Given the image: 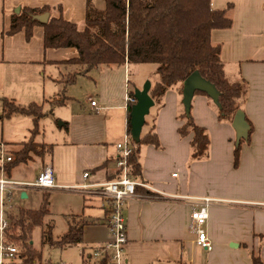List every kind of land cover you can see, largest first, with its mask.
<instances>
[{
	"label": "crops",
	"instance_id": "crops-1",
	"mask_svg": "<svg viewBox=\"0 0 264 264\" xmlns=\"http://www.w3.org/2000/svg\"><path fill=\"white\" fill-rule=\"evenodd\" d=\"M94 1L98 8H104L100 0ZM44 5L53 7L55 15L61 7L65 19L79 29L85 26L87 0H0V144L18 149L34 126L33 117L27 114L2 117V97L20 105L35 102L43 106L46 114L39 122L40 133L35 140L52 144V156L27 163L34 165V170L29 168L32 176L21 169L27 165L23 164L7 177L29 181L45 165H51L57 188L21 190L18 196L27 201L30 191L49 192L50 212L57 201L55 194L65 195L59 203L63 211L86 221L84 239L78 246L82 251L93 250L113 239L106 220L108 202L96 192L69 187L118 177L116 144L124 139L129 126L127 95L142 89L147 80L153 84L157 77L151 71L136 82L130 75L132 64L105 65L88 75H78L68 86L67 103L52 106L51 100L62 89V78L78 70L76 65L63 62L77 57L78 52L73 47L45 48L42 25L34 27L30 38L25 31L8 33L17 8ZM228 5L232 25L213 29L211 40L221 46L227 76L231 80L242 78L249 84L244 111L253 124L251 140L243 143L239 164L234 166L235 129L218 119L208 96L195 94L192 113L195 121L207 129L210 147L207 158L191 160L192 134L181 137L178 132L183 124L178 118L182 95L178 87L169 89L146 116L149 125H155L161 146L149 144L141 150V181L152 189L140 186L137 195L126 203L128 241L123 250L124 264H254L252 254L264 263V0H212L215 9ZM82 78L90 82V91L79 99L72 86ZM92 99L96 106L91 105ZM75 100L80 104L71 105ZM41 126H48L53 138L43 136L39 140ZM85 172H89L88 177H84ZM71 196L80 197V203ZM204 198L210 199L207 205ZM15 203V197L7 203L8 212L26 208H15ZM95 207L101 211L97 213ZM200 207L208 213L202 229L212 244L210 250L197 243L192 212Z\"/></svg>",
	"mask_w": 264,
	"mask_h": 264
},
{
	"label": "trees",
	"instance_id": "trees-1",
	"mask_svg": "<svg viewBox=\"0 0 264 264\" xmlns=\"http://www.w3.org/2000/svg\"><path fill=\"white\" fill-rule=\"evenodd\" d=\"M104 8H98L94 0H87L86 20L83 29L64 18L62 8L59 15L53 13V7L22 6L12 16L9 34L25 31L30 38L36 25L44 27L45 48L73 47L78 56L63 63L76 65L77 71L69 72L62 78L61 91L51 100L52 106L65 105L69 100L67 87L75 82L78 75H88L90 71L102 66H121L128 64L153 63L157 65V79L151 86L150 95L154 102L174 87L184 95V82L193 72L209 81L218 91L217 116L220 121L233 122L238 111L243 112L248 124L246 136L235 140L234 166H238L243 143L251 140L253 124L244 111L249 93V84L244 79L231 80L222 60L221 46L213 44L211 33L216 28H228L232 19L227 16L229 5L225 9H215L212 0H103ZM49 12L47 22L35 18L38 14ZM133 95L134 93L131 92ZM195 94L206 95L204 90L197 89ZM194 94V95H195ZM3 115L8 117L15 113L33 117L34 126L30 137L21 142L18 149H7L12 159L5 164V174L10 176L11 170L27 164L35 158L46 160L53 154V145L35 140L40 133L39 122L45 116L41 104L31 102L20 105L14 100L2 97ZM133 104H129V126L131 132L130 112ZM183 105V101H182ZM183 124L178 128L181 137L192 134L190 141L191 160L205 159L209 155L210 136L204 126L199 125L192 113V104L187 111L184 106L178 114ZM149 122L146 120V127ZM131 134V133H130ZM132 153L129 156L130 175L136 180H143L141 150L144 145L161 146L155 125L142 130L141 137H131ZM141 189L140 186L137 190ZM50 193H43L38 208H19L17 214L7 212L9 226L5 230L6 243L19 247V257L15 264H52L44 259L42 250L32 242L36 226L41 225L49 214ZM83 219H72L68 230L58 239L53 237L52 226L42 230V243L51 247L65 248L83 242ZM93 250L82 251L83 264H90L94 258ZM254 264H264L258 255L252 254ZM95 264H111L109 256L104 253Z\"/></svg>",
	"mask_w": 264,
	"mask_h": 264
},
{
	"label": "built area",
	"instance_id": "built-area-1",
	"mask_svg": "<svg viewBox=\"0 0 264 264\" xmlns=\"http://www.w3.org/2000/svg\"><path fill=\"white\" fill-rule=\"evenodd\" d=\"M128 104L136 103L137 99L134 95H127ZM91 105L96 106L97 102L91 100ZM119 155L117 158L118 177L102 183H85L76 187L81 191L96 192L104 197L108 202L107 225L112 234V241L104 246L93 251V257L99 259L104 253L109 256L111 264H124L123 250L128 241L127 223L125 217V206L128 200L137 195V187L142 186L152 189L151 185L141 180H136L130 175L129 156L132 153L131 134L128 132L124 139L116 144ZM12 159V156L7 153L4 144H0V170L3 176L0 177V264H15L19 257V247L14 244H7L5 240V230L9 226V221L6 217L8 209L7 203L12 202V192L29 190V189H55L58 187L56 183L53 167L49 164L45 165L41 172L37 175L34 181H19L7 177L5 175V164ZM89 172L84 173V177H88ZM8 196L5 197V194ZM207 205L210 202L209 198L202 199ZM208 217L205 207L196 208L192 212V220L194 228L197 232V243L201 247L210 250L212 244L208 239L207 233L202 229Z\"/></svg>",
	"mask_w": 264,
	"mask_h": 264
},
{
	"label": "rangeland",
	"instance_id": "rangeland-1",
	"mask_svg": "<svg viewBox=\"0 0 264 264\" xmlns=\"http://www.w3.org/2000/svg\"><path fill=\"white\" fill-rule=\"evenodd\" d=\"M99 2L103 7L104 1L100 0ZM156 67H157V65L153 64V63L132 64L130 67V69H131L130 75L133 78V81L135 80L137 82L145 74L151 73V71H154L153 75H154V78H156L157 77V73H155ZM81 81L82 82H77L74 86H72V90L75 92V94H77L79 99H81L82 96H84V94L86 92L90 91L89 84H87L90 82H86V80H84V79ZM67 94H70V92H68V87H67ZM210 99H211L210 100L211 105L214 107V110L215 109L217 110V106H218L217 101L211 97H210ZM182 101H183V99H182ZM81 103H82V101H81ZM79 104H80V102L78 100H75L74 102H72L71 105H79ZM183 106H184V108L186 107L185 103H183ZM0 111H1V105H0ZM60 122L61 121L59 120L58 124H60ZM227 122L234 128V126L231 122H229V121H227ZM44 127L41 126L42 134L40 135V137L38 139L40 140L41 137H43V136H46L45 138H48V139L53 138V135H52L49 127L48 126L45 128ZM44 129H46V130H44ZM57 131H59L58 128H56V132ZM235 138L237 139V133H236ZM29 168H32V170H34L33 169L34 165L27 164V165L21 166V169L24 170V172H25V174H27V176H32V170H29ZM30 178L31 179H29V181H34V179H35L34 177L33 178L30 177ZM30 194H31L30 199L27 201H23V200H20V198L18 196V192L15 191V193H13V195H12V198L15 197V200H16V203L14 205L15 208H17L18 206H23L26 208H38L39 204L41 202V199L43 197V193L41 191H36V192L30 191ZM50 196H52V194H50ZM54 197H56L55 199L57 201H55L53 206L50 208V212L44 218L43 223L41 225H38L35 227L34 232H33L32 241H33L36 248L42 250L44 259L50 260L52 264H83L82 254H81L82 248L80 246L76 245V246L65 247V248H57V247H51L48 244L42 243V230L43 229H47L51 225L53 237L55 239H58L67 230V224L69 223V221L71 222L72 219L75 218L74 216H76L74 214H66L65 211H63V208H61V206H59V203H63L62 201L64 200L65 195H63L62 193H59V194L56 193ZM71 197H72L71 199H73V200L77 199V202L80 203V201H81L80 197H77V196L76 197L71 196ZM95 211L97 213H99L101 210L98 207H95ZM17 212L18 211H16L15 213L17 214ZM95 260H96L95 258H92L89 261V263L95 264Z\"/></svg>",
	"mask_w": 264,
	"mask_h": 264
},
{
	"label": "water",
	"instance_id": "water-1",
	"mask_svg": "<svg viewBox=\"0 0 264 264\" xmlns=\"http://www.w3.org/2000/svg\"><path fill=\"white\" fill-rule=\"evenodd\" d=\"M19 11L20 8H17L16 12ZM49 17V12L35 16V18L41 22H47ZM151 86V81L147 80L144 83L142 89L137 88L134 91V96L136 97L137 101L132 105L130 112V133L131 137L135 140H138L141 137L143 126L146 122V116L150 113L151 108L155 104L154 99L150 95ZM197 89L206 91L211 98H214L217 101L218 104L219 93L216 88L209 81L203 79L198 72H193L186 78L184 82L183 103H185V109L187 111L190 109L195 91ZM232 124L237 133V140L246 136L248 124L244 119L243 112L238 111L235 114Z\"/></svg>",
	"mask_w": 264,
	"mask_h": 264
}]
</instances>
